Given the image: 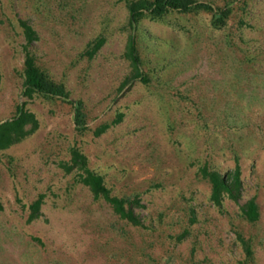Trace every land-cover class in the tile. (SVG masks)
<instances>
[{"label": "rangeland", "instance_id": "1", "mask_svg": "<svg viewBox=\"0 0 264 264\" xmlns=\"http://www.w3.org/2000/svg\"><path fill=\"white\" fill-rule=\"evenodd\" d=\"M202 1L230 2L226 25L212 26L207 11L143 17L133 31L147 79L119 90L130 74L125 0H0V121L24 99L38 119L0 149V264H264V0ZM19 18L39 34L38 63L65 83L68 99L82 100L86 129L76 127L72 103L21 93ZM98 35L105 41L88 57ZM103 122L110 125L95 134ZM72 145L113 193L140 195L147 227L118 218L60 166ZM236 157L238 202L255 196L254 221L228 196L214 204L197 174L203 163L231 169ZM39 192L43 214L28 222Z\"/></svg>", "mask_w": 264, "mask_h": 264}, {"label": "trees", "instance_id": "2", "mask_svg": "<svg viewBox=\"0 0 264 264\" xmlns=\"http://www.w3.org/2000/svg\"><path fill=\"white\" fill-rule=\"evenodd\" d=\"M125 5L128 10V25L130 31L127 34L124 55L130 64V74L127 75L119 84L121 90L130 79L141 76V80H146L147 77L142 75L140 70L141 58L138 52L136 35L133 31L136 24L143 18L149 17L152 20H158L164 14L178 10L182 12H198L207 11L210 13V24L215 27H223L226 25L230 17L233 6L230 2L220 4H212L202 0H125ZM241 21V20H240ZM18 23L24 34L22 43L23 50V65L21 69L22 75V94L27 99L36 94L46 96H58L74 106V121L78 129H86V118L83 110V102L80 99L74 102L68 99L69 92L66 89L63 81L55 80L51 77L37 61L36 53L33 48V42L39 38V34L35 27L24 18H19ZM105 41V36L98 35L85 50L88 57H92L98 51ZM1 78V72H0ZM27 100L16 103L14 114L5 120L0 121V149L6 148L13 143H16L27 135L31 134L38 126V119L34 112L26 106ZM121 118V113H118L113 122ZM110 123L103 122L95 127L94 133L103 132ZM70 156L68 160H60L59 164L66 172L75 170L74 180L81 182L88 188L93 199H103L108 203L112 212L118 218L125 220L134 226L147 227L142 214L136 210L138 206H144L141 202V197L138 193L130 195H121L112 192V189L106 184L104 176L92 169L88 165L87 155L77 146L72 145L69 149ZM231 169L220 170L215 167L203 163L198 166L197 174L205 179L210 185V200L216 205H222L225 196L232 198L242 213V215L250 221H254L259 216L258 204L255 196L248 197L244 202L239 203L238 199L242 189V170L238 157ZM44 192H39L27 204L26 221H32L41 217L43 214L41 207L44 202ZM3 203L0 200V211L3 209ZM186 231L179 233L177 240L182 239ZM33 239L39 240L37 236H32ZM246 256L252 254V248L248 239H245L238 234Z\"/></svg>", "mask_w": 264, "mask_h": 264}]
</instances>
